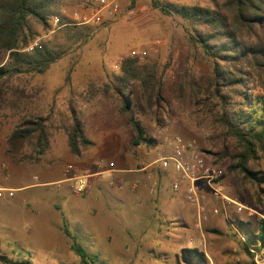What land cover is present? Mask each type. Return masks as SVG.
I'll return each instance as SVG.
<instances>
[{"label":"rangeland","instance_id":"obj_1","mask_svg":"<svg viewBox=\"0 0 264 264\" xmlns=\"http://www.w3.org/2000/svg\"><path fill=\"white\" fill-rule=\"evenodd\" d=\"M157 1L163 6L210 9L223 2ZM83 3L84 0L58 1L59 28L51 24L48 28L32 24L33 40L39 39L40 45L60 58L41 74L13 75L0 84L6 94L5 103L0 107V136L11 133L25 118L41 117L47 121L52 142L58 146L60 140H65L74 111L81 121L86 120L88 129L94 133V142L79 156L66 152L71 159L88 163L83 170L105 171L113 163L115 167L116 163H121L124 169L132 172L145 169L141 173L138 198V190L132 192L128 185L121 189L128 194L127 204L122 207H116L108 198V192L102 193L93 180L91 188L83 194H75L67 189L69 183H61L60 192L66 200L71 202L79 198L94 212L85 218V224L74 225L66 222L71 221L67 217L73 213L60 210L57 217L61 221L60 230L69 231L76 243L85 248L89 258L96 259L93 264H195L196 255L187 250L201 254L204 264H264V246L254 240L258 220L264 218V185L257 187L240 173L229 171L234 163L232 157L242 152V148L218 121L219 113L210 111L215 105L219 106V100L214 99L209 109L203 110L202 105L197 108L191 104L189 96L190 90L206 86L211 77L212 60L193 39L198 34L203 36L210 32L209 29L194 27L174 12L165 15L153 8L150 0H136L134 4L131 0H121L116 17L104 19L100 25H74L72 17L83 10ZM132 51L146 52L144 57H137L139 63L154 68L168 103L156 122L143 111L139 89L131 97L132 103H138L140 112L137 111L136 116L152 141L149 145H132L135 134L127 117L121 115L120 101L114 93V88L119 86L116 77L120 74V62L131 58ZM6 60L7 57L0 56V65ZM182 84L187 91L179 98L178 89ZM201 90L199 103L207 98L203 87ZM223 92L230 98L225 108L229 115L240 107L242 98L237 91ZM243 92L248 100L264 96V75L260 79L250 78ZM18 97L21 98L19 110L13 104V99ZM84 98L92 99L93 105L88 106L87 100L82 102ZM96 121L103 126L102 134H99V126H92ZM117 129L122 131L121 135L112 133ZM171 135L191 142L208 162L225 169L221 180L223 197L215 195L206 185L200 188L208 209L200 222L194 207L187 204L183 188L172 190L174 175L159 169L156 163L158 154H168L163 139ZM49 150L50 147L44 154L37 155L32 148H26L21 157L11 159L6 155L5 161L14 163L20 158L38 163L46 154L51 162L63 159L64 154L52 157ZM63 160L64 174L65 166L71 162ZM248 168L264 178V152L259 148ZM111 174L109 178L106 174L96 177L102 178L106 191L115 189ZM30 182L39 183L40 180L22 183ZM33 187L36 188L18 192L14 198L4 193L0 197V264H82L70 250L71 241L62 231L58 237V233L48 232L42 225L36 229L33 215L27 213L30 202L25 205L22 201L30 197L29 200L49 203L54 199L56 186ZM172 202L184 203L185 208H174ZM15 206L25 213L4 217V213Z\"/></svg>","mask_w":264,"mask_h":264},{"label":"trees","instance_id":"obj_2","mask_svg":"<svg viewBox=\"0 0 264 264\" xmlns=\"http://www.w3.org/2000/svg\"><path fill=\"white\" fill-rule=\"evenodd\" d=\"M58 1L60 0H0V56L7 57L6 62L0 65V84L13 75L41 74L60 58V55L42 45L32 52L23 51L33 41L32 24L50 27L51 19L57 16ZM135 2L136 0H131L132 4ZM150 2L153 8L165 15L174 12L194 27L209 29L210 32L203 36L198 34L195 38L192 37L212 60V68L207 85L190 90L191 104H195L197 108L202 105L200 108L207 110L210 102L219 100V106L215 105L210 111L219 113L218 121L229 135L238 140V147L242 148V152L232 157L234 163L229 167V171L238 172L246 181L261 187L264 185V178L250 170L248 163L255 160L256 148L264 152V96L248 100L243 89L250 78L255 76L260 79L264 75V0H223L220 5L215 4L213 9L163 6L157 0ZM119 72L116 77L119 86L114 88V93L120 101L121 115L127 117V122L135 134L132 145H149L152 141L147 138L136 116L139 111L138 103H132L131 97L139 89L143 111L158 122L168 106L162 86L154 68L140 64L137 57L121 60ZM202 87L207 98L199 103ZM1 88L0 107L5 103L6 95ZM186 91V87L180 85L179 98L183 97ZM223 91H237L242 98L240 107L232 110L229 115L225 108L230 98ZM46 124L47 121L41 117L25 118L11 131L7 140L6 155L14 159L23 155L26 148H32L34 154H44L49 149L51 140ZM66 137L69 151L75 156H79L92 145L85 136L82 121L74 111ZM257 230L254 240L264 246V218L258 220ZM64 234L70 239V250L79 258L80 263L96 262V259L89 258L85 248L76 243L67 230ZM186 252L196 255L195 264H204L201 254L195 250Z\"/></svg>","mask_w":264,"mask_h":264},{"label":"crops","instance_id":"obj_3","mask_svg":"<svg viewBox=\"0 0 264 264\" xmlns=\"http://www.w3.org/2000/svg\"><path fill=\"white\" fill-rule=\"evenodd\" d=\"M81 92H77V93L80 94ZM18 94L21 95V92L19 91ZM81 95L84 96V94H81ZM85 100H87L88 106L93 105L92 99L84 98L82 102H84ZM20 101H21V98L19 97L16 100L15 98L13 99L14 108L16 107L17 110H19L18 106L21 105ZM90 116H92V119H94V114L92 112L90 113ZM82 123L84 125V132H85L86 138L90 142L93 143L94 142L92 140V138L94 137L93 131L92 130L90 131L88 129L89 124L86 122L85 119L82 120ZM100 124H101L100 121H96L92 123V126H95L96 128H98L97 126L100 127L101 126ZM102 127H100L101 130L99 134H102L103 132ZM112 133L115 135H121L122 131L120 129H117L113 131ZM9 136H10V133H6L5 135L0 136V189L1 190H12L13 195H14L12 198H14L18 192H22V191L26 192L31 188H36L33 186H38V185L54 186L55 185L56 190L54 194V199H52V201H49V203L43 202L39 199H36V201L29 200L30 197L29 199L24 198L22 201V204H25V205L28 204V201L30 202V206L27 210V213L33 215V222H35L36 229L38 228L39 225H42V227H44L46 231L56 232L58 233V237H60L59 235L61 234L60 231H62L63 233L65 231V229L60 230L59 227H60L61 221L57 220V217L60 214V213L58 214V212L60 210L61 211L64 210L66 213L68 212L69 214L73 213V215H69L67 217V219H71V221L66 220V222L72 223L74 225L85 224L86 223L85 218L90 216L92 212H94V210L90 208V205L88 203L80 200L79 198H75L71 202L66 200L62 196V193L60 192L61 191V188L59 187L60 184L61 183L68 184V182H66L64 179L63 168L61 166L62 163L64 162L63 159L70 161L71 163L69 164L79 169H83L86 167V165H88L87 162H83L82 160L71 159L66 154V152L69 151V148L67 145V137L66 136L64 137L65 140H60V143L58 146L57 144L52 142V139L50 140V150L48 153H50L52 157H60L61 156L60 154H64V157L62 156L63 158L62 160L57 159L55 162L54 161L51 162L50 159L47 158L48 154H46V158H44V160H41L38 163L23 161L20 158L16 159L14 163H8L5 161V159H8L6 157V154L8 150L7 140ZM144 169L145 168H140L132 172L131 170L124 169L121 163H116V167H115V163H113L111 164V168L106 169L105 171H98V172L95 171V172H92L91 174L93 175L92 180L95 186L100 187V189L103 190L102 193L104 192V194H107L108 192L107 194L108 198L113 201V204L116 205V207H122L124 204H127L128 194L126 190H124L123 192L121 189H123V187H126L128 185V189H130L132 192H134L135 190H138L137 191V194H138V192L141 189L140 185L142 183L141 173L144 171ZM164 171H170V173L174 175L172 179V183L177 179V176L171 167H169L167 170H164ZM106 172H108L109 174L112 173L111 176L114 178L113 181L115 182L114 191H106L103 188L102 178H96L99 176L101 177L103 174L108 175V178H109L110 175ZM124 173H130V174H124ZM28 180H34V181L40 180V182L39 183H34V182L22 183ZM182 188H183V193H184V197L186 200L185 183H182L180 185L179 191ZM67 189L70 190L69 184L67 186ZM3 193L7 195L6 192H3ZM139 194L136 196V198L139 197ZM171 204L173 205L174 208L179 207L181 208V210L185 208L184 203L174 204V202H172ZM187 204L189 203L187 202ZM236 205L240 206V204L238 203H236ZM96 206H98V204ZM22 213H25L23 209L17 208L15 206V207H11L9 211L5 212L4 217L5 216L6 217L7 216L16 217V216H20Z\"/></svg>","mask_w":264,"mask_h":264},{"label":"built area","instance_id":"obj_4","mask_svg":"<svg viewBox=\"0 0 264 264\" xmlns=\"http://www.w3.org/2000/svg\"><path fill=\"white\" fill-rule=\"evenodd\" d=\"M121 0H84L83 10L76 12L73 17L74 25H100L104 19H112L120 12ZM59 19L54 16L50 24L53 27L59 28ZM41 48L40 40H33L24 48L25 52H32ZM146 55L145 51L130 52L131 57L142 58ZM115 67H118L115 65ZM163 146L168 151V154H158L156 163L162 170L172 168L177 176V179L172 183L173 191H178L180 185L185 183V195L187 202L194 207L198 220L205 219L208 212L207 206L204 203V196L200 188L202 185L209 187L217 196H221L223 185L221 180L225 175V169L208 162L204 154L191 142L184 141L178 135L166 136L163 139ZM65 181L69 183L70 189L75 194H83L91 188L93 175L83 169H79L71 164H67L64 168ZM151 187V192L154 191V184ZM7 193L8 197H13L12 190H1ZM238 210H241L239 208ZM217 214V210L213 211Z\"/></svg>","mask_w":264,"mask_h":264}]
</instances>
